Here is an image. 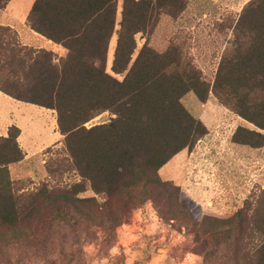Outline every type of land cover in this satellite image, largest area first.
<instances>
[{"label": "trees", "instance_id": "obj_1", "mask_svg": "<svg viewBox=\"0 0 264 264\" xmlns=\"http://www.w3.org/2000/svg\"><path fill=\"white\" fill-rule=\"evenodd\" d=\"M9 1L0 0V9ZM117 3L34 0L25 23L61 46L65 53L60 57L22 44L15 30L0 25V91L56 112L70 160L57 169L69 167L80 178L59 193L45 186L37 192L13 190L8 166L25 154L17 141L20 129L9 127L7 136H0V230L32 219L38 202L56 210L78 209L81 202L94 201L78 197L87 189L103 196L105 205L115 201L130 209L177 197L179 188L161 181L159 170L208 133L183 105L188 93L204 103L212 92L257 129L237 127L234 143L264 145V0L243 7L211 84L176 46L157 51L145 41L134 57L136 35L152 32L162 14L179 16L184 0H123L116 30ZM114 33L111 71L122 79L106 69ZM106 111L113 115L108 122L85 126ZM214 222L213 229H219L210 233L214 242L224 250H241L245 264H264V189L232 217Z\"/></svg>", "mask_w": 264, "mask_h": 264}, {"label": "rangeland", "instance_id": "obj_2", "mask_svg": "<svg viewBox=\"0 0 264 264\" xmlns=\"http://www.w3.org/2000/svg\"><path fill=\"white\" fill-rule=\"evenodd\" d=\"M32 1L15 0L10 12L22 20ZM122 1L117 3L116 30ZM249 1L184 0L179 16L162 14L152 32L136 35L134 57L145 41L157 51L176 46L211 84ZM116 40L114 33L106 69L122 79L111 71ZM63 52L54 53L60 57ZM182 103L208 133L191 151L179 152L159 170L161 181L179 188L177 197L158 204L146 201L130 209L115 201L105 205L103 196L87 189L78 197L94 201L81 202L78 209L56 210L38 202L39 212L32 219L15 229L0 230V264H245L241 250H224L210 233L219 230L213 229L215 219L232 217L264 189V145L252 148L232 141L239 126L257 129L220 104L212 92L204 103L193 93L186 94ZM111 117L103 112L85 126L108 122ZM29 120L17 121L23 129L18 142L25 156L8 166L12 188L18 193L37 192L45 186L59 193L80 180L69 167L57 169L59 163L70 161L63 136L50 145L32 146L58 133L56 112H31Z\"/></svg>", "mask_w": 264, "mask_h": 264}, {"label": "crops", "instance_id": "obj_3", "mask_svg": "<svg viewBox=\"0 0 264 264\" xmlns=\"http://www.w3.org/2000/svg\"><path fill=\"white\" fill-rule=\"evenodd\" d=\"M34 1V0H33ZM32 1V3H33ZM15 0H10L5 8L0 10V25L4 26H10L18 35V38L20 42L24 45L31 46L34 48H45L49 49L53 52H57L58 49L63 50L64 52L60 54L62 56L65 53V50L51 42L50 40H47L45 37L39 35L35 31L31 30L25 23L26 16L31 8L28 9L26 15L22 20H18L16 17L17 15L12 14L10 12V8L15 6L16 2ZM17 21L21 23V25L16 24ZM38 43H41L38 45ZM47 111H53L52 109H47L44 107H40L31 103H25L22 101H18L2 91H0V136H7L8 129L11 126H16L19 129H21V134L18 136L17 141H20V137L22 136L23 129L18 124V120H29V114L31 112H38V113H46ZM18 121V122H17ZM53 132V131H52ZM62 136L59 131L58 133H51L49 136L45 138V140H38L37 142H33L32 146H35L37 144L41 145L43 143L52 144L59 140V137ZM19 143V142H18Z\"/></svg>", "mask_w": 264, "mask_h": 264}]
</instances>
